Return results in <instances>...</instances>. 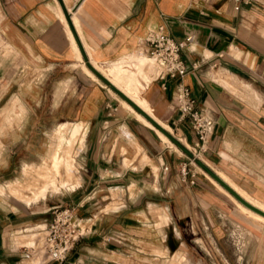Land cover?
Instances as JSON below:
<instances>
[{
    "label": "crops",
    "instance_id": "crops-1",
    "mask_svg": "<svg viewBox=\"0 0 264 264\" xmlns=\"http://www.w3.org/2000/svg\"><path fill=\"white\" fill-rule=\"evenodd\" d=\"M0 14L3 41L19 59L57 79L51 87V108L65 120L58 126L83 128L78 134L86 145L79 169L87 175L81 184L95 189L111 182L115 183L111 190L139 192L132 212L124 197L119 204L100 202L95 208L84 206L89 199L85 196L76 202L60 200L61 206L72 205L77 216L94 217L90 232L74 244L63 264H121L116 258H131V240H153L151 231L163 244L168 223L178 239L176 226L186 219L192 225L202 223L214 238L222 237L230 224L237 236L251 240L252 253L264 255V218L241 205L212 177L264 212V0L237 6L232 0H0ZM157 25L175 41L192 37V50L184 49L181 55L187 69L181 83L212 121L202 149L195 146L188 118L180 116L171 100L175 81L154 78V67L148 65L143 39ZM89 66L175 144L139 120L137 116L143 117L125 100L119 102L114 89ZM183 164L188 172L184 180L179 175ZM146 191L153 192L154 199ZM153 205L152 216L148 209ZM0 221V236L25 224L7 216ZM38 226L19 231L28 232L21 235L27 236L28 247L16 249L12 238V249L0 238V264H20L18 258L28 252L35 257L23 264H46L42 235L41 247H34L42 234ZM36 228L38 232L31 233ZM116 232L122 233V240H106ZM15 241L19 243L18 238ZM137 247L135 252L141 254ZM152 250L159 256L167 253L164 247Z\"/></svg>",
    "mask_w": 264,
    "mask_h": 264
},
{
    "label": "rangeland",
    "instance_id": "rangeland-1",
    "mask_svg": "<svg viewBox=\"0 0 264 264\" xmlns=\"http://www.w3.org/2000/svg\"><path fill=\"white\" fill-rule=\"evenodd\" d=\"M148 65L150 68L153 66L151 61H148ZM55 80L57 79L46 77L37 64L19 59L17 53L3 41L0 30V219L1 216H7L10 219L20 218L25 222L6 229L0 236L2 244L12 249L14 246L17 249L23 244L28 245L27 236H21L28 232L19 231L41 224L43 218L49 219L52 216L53 209L65 207L60 205V200L72 198L76 202L85 196L89 199L84 206L95 208L100 202L119 204L124 197L132 212L135 209L131 204L139 199V192L131 188V193L121 188L111 190L109 187L115 183H103L95 189H92L93 186L85 189L81 184L87 175L79 169L80 157L83 156L86 145L81 142L82 136L78 134L83 128L58 126L65 120L59 117V110L51 108V87ZM124 92L128 91L125 89ZM114 96L119 102L123 99L118 94ZM168 140L175 144L169 138ZM120 160L116 159V164ZM139 161L143 162L142 158ZM57 171L66 174V182L72 185L80 183L83 186L74 191L51 192L41 199L40 194L46 191L43 188L47 185V180ZM146 193H152L151 197L154 199L153 192ZM140 206L138 208L141 209L144 204ZM153 207L154 205L148 209L151 215ZM97 210L96 208L91 212ZM141 217L144 218L143 214ZM154 222L153 219L147 224ZM2 224L0 221V227ZM227 228L222 237L214 238L209 236L202 223L198 221L192 225L186 219L176 226L179 234L177 239L171 232V223H168L164 231L167 234L165 243L162 244V239L148 230L154 241L147 239L138 242L133 239L129 244L131 258L117 256L116 260L121 264H179L181 259H178L177 254L180 253L184 264H264V255L250 251L252 242L248 237L237 236L230 224ZM37 232V228L31 231L33 234ZM41 235H37V241H34L37 250L41 247ZM16 238L19 240L18 244ZM21 238H24V242H21ZM136 245L141 249V254L135 252ZM152 247H164L167 253L159 256ZM21 249V252L28 251ZM28 253L25 257L18 258L20 264L35 257Z\"/></svg>",
    "mask_w": 264,
    "mask_h": 264
},
{
    "label": "built area",
    "instance_id": "built-area-1",
    "mask_svg": "<svg viewBox=\"0 0 264 264\" xmlns=\"http://www.w3.org/2000/svg\"><path fill=\"white\" fill-rule=\"evenodd\" d=\"M237 6L247 4L250 0H232ZM192 37L185 36L181 41H175L165 30L163 25H157L148 32L144 39L146 46L145 54L151 60L156 79L169 78L175 81L171 94V100L175 109L182 118H188L192 131L195 133L197 142L195 146L202 149L212 129V121L206 116L203 109L198 108L195 101L190 97L188 88L181 83L182 76L187 69L182 58L184 49L192 50L190 42ZM196 67V63H191ZM164 88V85H162ZM185 164L179 168L182 180L187 175ZM52 216L44 220L39 231H42V249L46 252V264H63L68 252L74 244L90 232L93 215L79 217L75 214L72 206L55 208ZM122 233L116 232L107 237L122 240Z\"/></svg>",
    "mask_w": 264,
    "mask_h": 264
},
{
    "label": "water",
    "instance_id": "water-1",
    "mask_svg": "<svg viewBox=\"0 0 264 264\" xmlns=\"http://www.w3.org/2000/svg\"><path fill=\"white\" fill-rule=\"evenodd\" d=\"M66 21L68 22L69 28L72 31V34L75 37L73 28L71 26V23L69 21V17L65 14ZM89 70L97 76L101 81H103L105 84L109 85L114 91L121 97L123 100H125L133 109H135L137 112H139L145 119H147L154 127H156L159 131H161L166 137H168L170 140H173L172 137L167 134L162 127H160L151 117H149L147 114H145L142 110H140L134 103H132L127 97H125L121 92H119L117 89H115L110 83L107 81L106 78H104L97 70L89 66ZM213 179L216 180L229 194H231L238 202H240L242 205L250 209L251 211L261 215L264 217V212L256 209L252 205L245 202L241 197H239L233 190H231L227 185H225L223 182H221L217 177L212 175Z\"/></svg>",
    "mask_w": 264,
    "mask_h": 264
},
{
    "label": "bare ground",
    "instance_id": "bare-ground-1",
    "mask_svg": "<svg viewBox=\"0 0 264 264\" xmlns=\"http://www.w3.org/2000/svg\"><path fill=\"white\" fill-rule=\"evenodd\" d=\"M111 85V84H110ZM120 92V91H119ZM125 96V95H124ZM126 97V96H125ZM131 101V100H130ZM132 102V101H131ZM133 103V102H132ZM138 104V103H137ZM140 105V104H139ZM141 106V105H140ZM142 107V106H141ZM139 113V112H138ZM140 114V113H139ZM141 115V114H140ZM142 116V115H141ZM138 118H139V120H141L144 124H146V125H148V126H150L147 122H149L147 119H145L143 116V118H141V117H139V116H137ZM147 122H146V121ZM150 123V122H149ZM151 124V123H150ZM152 125V124H151ZM153 126V125H152ZM154 127V126H153ZM155 129H157L156 127H154ZM158 130V129H157ZM159 131V130H158ZM159 133H161L160 134V136H161V138L164 140V141H166V142H168L167 141V137L161 132V131H159ZM82 143H83V141H82ZM171 145V144H170ZM64 175V176H63ZM50 180H47L48 181V183H47V185L45 186V188H43V191L44 190H46L44 193H42V194H40V198L41 199H43L45 196H46V194H48V193H51V192H54V193H61L62 191H74L75 189H76V187H78L79 185H77V183L76 184H70L69 182H66L67 180H66V174L63 172H54V174H52V176L49 178ZM45 183V182H44ZM242 205V204H241ZM244 206V205H243ZM245 207V206H244ZM245 208H247V207H245ZM248 209V208H247ZM248 210H250V209H248ZM251 211V210H250ZM253 212V211H252ZM253 213H255V212H253ZM255 214H257V213H255ZM258 216H260V217H262V218H264L263 216H261V215H259V214H257Z\"/></svg>",
    "mask_w": 264,
    "mask_h": 264
}]
</instances>
